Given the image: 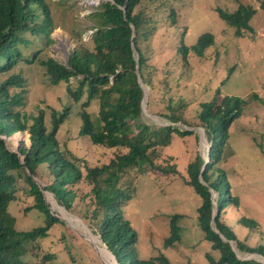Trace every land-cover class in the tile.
Wrapping results in <instances>:
<instances>
[{
  "label": "trees",
  "instance_id": "trees-1",
  "mask_svg": "<svg viewBox=\"0 0 264 264\" xmlns=\"http://www.w3.org/2000/svg\"><path fill=\"white\" fill-rule=\"evenodd\" d=\"M144 1L153 0H105L101 3L88 17L93 23L91 47L80 34L73 32L76 47L67 63L61 64L50 57H40L39 52L24 58L19 50L20 45H30L27 34L52 42L49 37L54 29L50 0H0V136L9 137L18 132L28 135V144H18L17 152L0 139V264H29L27 246L45 239L54 224H61L48 210L33 181L41 169L48 179L43 189L67 211L72 209L76 198L74 186L80 182L86 184L92 206L86 216L88 226L116 264H155L154 259H137V234L123 217V207L134 190L127 175L130 171L139 175L149 171L177 173L173 165L162 159L161 152L169 147L174 136L183 138L191 136L192 132L181 131L176 126L177 123L187 124L181 114L182 104L173 99H168L166 113L161 115L169 125L156 128L140 122L144 92L137 82L136 66L141 83L152 89L150 65L138 46L140 39L146 42L153 32V27L149 28L150 17L142 6ZM216 12L227 27L234 29L236 38L242 37L243 32H253L250 21L255 10L252 7L239 5L231 13L220 9ZM168 17L173 25V12ZM213 41L212 34H202L194 45L182 44L178 48L179 55L184 63L190 53L201 58ZM19 62L37 64L52 85L66 83L68 96L74 104H79L78 135L87 138L92 146L116 151L107 164L86 166L57 138L60 127L69 117L71 107L68 105L59 111L50 108L48 123L42 109L36 114L21 110L25 82L19 72H14ZM92 102L97 104L95 117L87 110ZM246 105L244 99L235 96H224L218 103L213 100L200 105L197 119L209 144L208 163L201 170L205 158L196 154L185 168V183L201 200L195 222L211 250L219 253L218 261L205 256L209 264H260L238 259L228 242H234L240 252L257 253L264 258L263 247L249 248L238 239L223 212L227 206L236 208L238 199L227 191V178L218 164L222 163L230 127L240 118ZM17 135L10 141L15 143ZM19 183L26 188L18 186ZM18 194L32 199L33 204L24 211L36 210L43 215L42 225L30 230L15 228V218L9 209L19 199ZM212 217L213 229L210 226ZM177 219L173 216L170 221V236L164 241L166 248L180 241ZM237 223L247 230L256 228L251 219L242 218ZM33 248L38 251V247ZM51 259L48 253L42 257L43 262ZM157 261L169 264L163 255Z\"/></svg>",
  "mask_w": 264,
  "mask_h": 264
},
{
  "label": "rangeland",
  "instance_id": "rangeland-1",
  "mask_svg": "<svg viewBox=\"0 0 264 264\" xmlns=\"http://www.w3.org/2000/svg\"><path fill=\"white\" fill-rule=\"evenodd\" d=\"M104 1L84 4L81 0H50L54 26L49 34L52 42L47 43L45 37L38 39L27 34L30 45L19 46L23 57L39 52L40 57H50L66 64L76 47L71 35L73 32L80 34L91 47L93 23L88 17ZM239 5L252 7L255 15L250 21L253 32H243L242 37L236 38L234 29L218 18L216 10L231 13ZM142 6L150 17L149 28L153 27V32L146 42L138 41L139 49L150 65L152 81V89L149 86L145 88V101L149 106L146 104L140 122L156 128L169 125L161 115L166 113L168 99H173L182 104L181 114L187 124L177 123L176 126L181 131L189 129L192 135L174 136L169 147L161 152L162 159L173 165L177 173L149 171L139 175L130 171L127 175V181L132 183L134 190L123 207V217L137 234V259H154L158 264L157 258L163 255L169 264H209L205 258L209 255L218 261L219 253L211 250L195 222L201 200L186 185L184 175L187 164L195 155L206 158L209 149L203 130L198 126L200 105L213 100L218 103L224 96L239 97L247 105L230 127L222 163L218 164L227 178V191L238 199L236 208L227 206L223 212L240 241L249 248H264V0H153L144 1ZM170 12L174 16L173 25L168 17ZM205 33L213 35V45L201 58L190 53L184 63L178 48L182 44L187 47L194 45ZM14 72H19L25 82L22 89L23 112L36 114L38 109H42L48 123L50 108L59 111L68 105L71 107L69 117L57 136L61 144L83 160L86 166H101L110 161L115 150L92 146L87 138L78 135L79 104H74L68 96L66 83L50 84L37 64L19 62ZM87 110L95 117L97 104L92 102ZM15 134L7 138L12 140ZM17 136L15 143L6 141L9 149L15 150L21 143L28 144L26 133ZM33 180L40 187L48 183L43 169ZM18 186L26 188L23 183ZM73 189L76 198L70 211L58 205L51 193H43L48 210L61 224H54L45 239L27 246L29 255L26 261L29 264H116L88 226L86 216L92 208L89 188L80 182ZM22 195L18 194L19 199L9 209L15 218V228L30 230L42 225L43 215L36 210L24 211L33 203L31 198ZM212 197L215 199L214 193ZM173 216L178 217L180 241L166 248L164 241L170 236L169 224ZM242 218L253 220L256 228L247 230L241 227L237 221ZM86 236L96 242L95 247L104 249L105 254H100ZM231 245L236 246L234 242ZM35 246L38 251L33 248ZM47 253L52 259L43 262L42 257ZM236 256L240 260L244 257V260L264 264V258L257 253L236 250Z\"/></svg>",
  "mask_w": 264,
  "mask_h": 264
},
{
  "label": "water",
  "instance_id": "water-1",
  "mask_svg": "<svg viewBox=\"0 0 264 264\" xmlns=\"http://www.w3.org/2000/svg\"><path fill=\"white\" fill-rule=\"evenodd\" d=\"M132 38V37H131ZM132 47V46H131ZM133 48V47H132ZM134 60H135V62L137 63V56L135 57L134 56ZM135 74H136V76H137V82H138V84H139V86L143 89V92L145 91L144 89L146 88V86L145 85H143L142 83H141V81H140V78H139V75H138V70H137V66L135 67ZM147 95V91H145L144 92V95H143V98H142V100H141V114L143 113V112H145L146 111V109H145V106H146V101H145V96ZM158 127H160L159 125H158ZM188 131H189V129H188ZM200 133H202L201 131H200ZM0 139H2L3 141H5V137L4 136H0ZM13 152H17L16 151V148H15V150H12ZM208 152H207V154H206V158H207V160H205V163H204V165H203V167H202V169L201 170H203V168H205V166L207 165V163H208ZM19 159L21 160V156L19 157ZM34 181V180H33ZM38 187H39V189H40V192L42 193V195H43V193L45 192V190L43 189V187H40L39 185H38ZM43 197H44V195H43ZM214 214H215V208H214ZM214 214H213V216H214ZM212 225H213V217H212V220H211V222H210V226L212 227ZM213 229V228H212ZM229 243V245L231 246V249L234 251V253L236 254V247L234 246H232L231 245V242H228ZM106 248V247H105ZM114 258V257H113ZM262 258V257H261ZM114 261H115V259H114Z\"/></svg>",
  "mask_w": 264,
  "mask_h": 264
},
{
  "label": "bare ground",
  "instance_id": "bare-ground-1",
  "mask_svg": "<svg viewBox=\"0 0 264 264\" xmlns=\"http://www.w3.org/2000/svg\"><path fill=\"white\" fill-rule=\"evenodd\" d=\"M96 1H99V0H81V2L82 3H84V4H91V3H94V2H96ZM145 90V89H144ZM146 91V90H145ZM146 100V99H145ZM147 104V103H146ZM151 119V118H150ZM152 120V119H151ZM161 125V124H160ZM10 139H8V138H5V141H9ZM49 197V196H48ZM49 200V199H48ZM52 201V200H51ZM65 214V213H64ZM62 215V214H61ZM66 215V214H65ZM68 218V217H67ZM70 218V217H69ZM72 220V219H71ZM73 221V220H72ZM66 223V222H65ZM82 227V226H81ZM78 230V229H77ZM83 231V230H82ZM86 232V231H85ZM88 235V234H87ZM86 238L88 239V241H92L91 243L94 245V247H95V244L94 243H96L93 239H91L89 236H86ZM96 248V250H98V252L100 253V254H105V250L104 249H98L97 247H95ZM108 254V253H107ZM240 254V253H239ZM247 257H249V256H247ZM255 258V257H254ZM243 260H244V257H243Z\"/></svg>",
  "mask_w": 264,
  "mask_h": 264
},
{
  "label": "clouds",
  "instance_id": "clouds-1",
  "mask_svg": "<svg viewBox=\"0 0 264 264\" xmlns=\"http://www.w3.org/2000/svg\"><path fill=\"white\" fill-rule=\"evenodd\" d=\"M16 134H22V133H20V132H18V133H16ZM5 138H7L6 136H4ZM5 142V144H6V141H4ZM16 151H17V149H16ZM205 160H207V158H205ZM232 243V242H231Z\"/></svg>",
  "mask_w": 264,
  "mask_h": 264
}]
</instances>
